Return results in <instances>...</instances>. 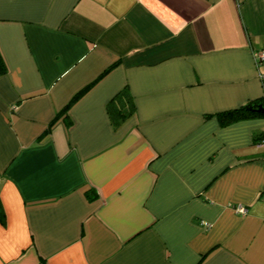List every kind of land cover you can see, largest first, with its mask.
Wrapping results in <instances>:
<instances>
[{
	"label": "crops",
	"instance_id": "1",
	"mask_svg": "<svg viewBox=\"0 0 264 264\" xmlns=\"http://www.w3.org/2000/svg\"><path fill=\"white\" fill-rule=\"evenodd\" d=\"M259 48L264 0H0V264H264Z\"/></svg>",
	"mask_w": 264,
	"mask_h": 264
},
{
	"label": "trees",
	"instance_id": "2",
	"mask_svg": "<svg viewBox=\"0 0 264 264\" xmlns=\"http://www.w3.org/2000/svg\"><path fill=\"white\" fill-rule=\"evenodd\" d=\"M6 71V65L0 53V75ZM263 102L261 100L251 101L250 103ZM264 106V102H263ZM134 102L131 94L127 93V88L120 89L108 102L107 111L111 118L113 125L119 124L126 116L134 112ZM216 115L219 119L221 125H226L232 121L264 115V110H256L253 108H247L246 104H242L237 107L228 108L216 112ZM264 134V131L258 133L254 136V140L257 143L261 136ZM264 155V153H263ZM3 212L0 205V219H3Z\"/></svg>",
	"mask_w": 264,
	"mask_h": 264
},
{
	"label": "built area",
	"instance_id": "3",
	"mask_svg": "<svg viewBox=\"0 0 264 264\" xmlns=\"http://www.w3.org/2000/svg\"><path fill=\"white\" fill-rule=\"evenodd\" d=\"M253 55H254V58L257 61L263 60L264 59V48H259V49L254 50ZM257 144L264 147V134L258 140ZM234 209L237 212H241V213H244L246 211L245 206H243L242 204L235 205L234 206Z\"/></svg>",
	"mask_w": 264,
	"mask_h": 264
},
{
	"label": "water",
	"instance_id": "4",
	"mask_svg": "<svg viewBox=\"0 0 264 264\" xmlns=\"http://www.w3.org/2000/svg\"><path fill=\"white\" fill-rule=\"evenodd\" d=\"M246 107L247 108H253V109H256L259 111L264 110L263 102H256V103L247 102Z\"/></svg>",
	"mask_w": 264,
	"mask_h": 264
}]
</instances>
